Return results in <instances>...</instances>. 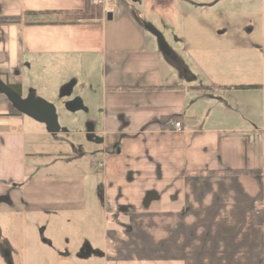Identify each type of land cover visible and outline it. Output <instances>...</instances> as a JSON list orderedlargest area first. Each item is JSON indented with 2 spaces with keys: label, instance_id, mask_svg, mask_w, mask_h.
Instances as JSON below:
<instances>
[{
  "label": "crops",
  "instance_id": "1",
  "mask_svg": "<svg viewBox=\"0 0 264 264\" xmlns=\"http://www.w3.org/2000/svg\"><path fill=\"white\" fill-rule=\"evenodd\" d=\"M87 1L0 0V17L21 18L0 25V83L22 102L0 93V264L12 262L6 230L96 211L93 196L128 227L112 224L80 258L264 264V81L217 83L202 54L169 44L151 15L176 0H109L112 12L84 14ZM42 103L55 134L23 111ZM95 149L86 163L82 150ZM242 170L258 173H231Z\"/></svg>",
  "mask_w": 264,
  "mask_h": 264
},
{
  "label": "rangeland",
  "instance_id": "2",
  "mask_svg": "<svg viewBox=\"0 0 264 264\" xmlns=\"http://www.w3.org/2000/svg\"><path fill=\"white\" fill-rule=\"evenodd\" d=\"M87 8L84 14L89 8L113 10L91 0ZM167 14L151 15L161 36L174 47H185L187 53L202 54L208 66L215 67L217 83H263L264 0H176V7ZM175 39L179 40L176 44ZM216 59L218 66L212 63ZM24 95L31 96L27 90ZM60 113L58 107V117ZM96 149L82 150L86 163L90 161L88 153L94 155ZM94 198H89L87 206L96 207V211L32 216L6 230L11 264H103L99 257L80 258V251L85 245L102 248L105 231L112 224L123 229L128 226L123 216L106 219L101 203ZM17 227L23 228V234Z\"/></svg>",
  "mask_w": 264,
  "mask_h": 264
},
{
  "label": "water",
  "instance_id": "3",
  "mask_svg": "<svg viewBox=\"0 0 264 264\" xmlns=\"http://www.w3.org/2000/svg\"><path fill=\"white\" fill-rule=\"evenodd\" d=\"M0 93L7 94L10 100L17 103L18 105L22 104V102L19 100V97L15 95L8 87L1 83ZM23 111L29 116L43 122L47 126V129L51 134H55L58 132V126L56 123L53 107L42 103L40 107L38 106V104H35L34 106L30 105L28 109L23 108Z\"/></svg>",
  "mask_w": 264,
  "mask_h": 264
},
{
  "label": "trees",
  "instance_id": "4",
  "mask_svg": "<svg viewBox=\"0 0 264 264\" xmlns=\"http://www.w3.org/2000/svg\"><path fill=\"white\" fill-rule=\"evenodd\" d=\"M86 10L83 11V13ZM35 14V12H26L25 15H32ZM21 18L20 17H0V25H7V24H17L20 23ZM258 86H233L232 88L235 89H250V88H257ZM231 88V87H230ZM170 120H176L175 117H171V118H162L161 123L162 125H164L165 123L169 122ZM233 174H256L258 173V171L256 170H242V171H236V172H231ZM253 219L256 222H259L261 220L259 215L255 216L253 215Z\"/></svg>",
  "mask_w": 264,
  "mask_h": 264
},
{
  "label": "built area",
  "instance_id": "5",
  "mask_svg": "<svg viewBox=\"0 0 264 264\" xmlns=\"http://www.w3.org/2000/svg\"><path fill=\"white\" fill-rule=\"evenodd\" d=\"M91 3L98 4V5H102V6L105 7V6H108L109 5V0H91ZM173 126H174V130L176 132H178V131L181 130V123L180 122H174Z\"/></svg>",
  "mask_w": 264,
  "mask_h": 264
}]
</instances>
